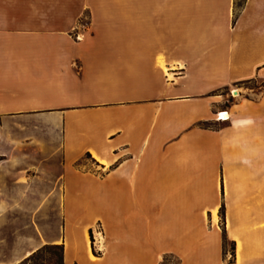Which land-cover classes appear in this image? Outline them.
<instances>
[{"label": "crops", "instance_id": "obj_1", "mask_svg": "<svg viewBox=\"0 0 264 264\" xmlns=\"http://www.w3.org/2000/svg\"><path fill=\"white\" fill-rule=\"evenodd\" d=\"M235 11L0 0V264H264V0Z\"/></svg>", "mask_w": 264, "mask_h": 264}, {"label": "rangeland", "instance_id": "obj_2", "mask_svg": "<svg viewBox=\"0 0 264 264\" xmlns=\"http://www.w3.org/2000/svg\"><path fill=\"white\" fill-rule=\"evenodd\" d=\"M235 2H236L235 17L237 18L238 12L241 11V7H240L241 0H236ZM87 22H88V18L85 17L83 19V24L82 25H86ZM1 48H3V42L0 40V49ZM48 65H49V60L45 59V58H41L40 60H37L36 62H34L33 65H29V66L30 67H34V66L41 67L43 69V68L47 67ZM250 86L255 87V84H252ZM87 162L91 163V160L87 159ZM62 195L63 194H58L59 201H60ZM58 205H60V203H58ZM60 212H62V208L61 207L58 208L59 217H60ZM222 213H223V215H222ZM26 214L29 216L31 214V212L27 211ZM224 217H225V208H223V210L221 211V214H220V218H221L220 219V221H221L220 228H221L223 233H226L225 224H224ZM59 221H60V219H59ZM60 226L61 225L59 224L58 225L59 233H61ZM47 231H50L49 226H47ZM89 234H90V240H91V243L93 245L95 255H97V256L102 255L104 253V250L97 247V243H98L97 238L103 234V228H102L101 224H97L95 226V228ZM91 235H92V237H91ZM47 246H50V245H47ZM224 251L227 253V256L229 258L230 263H232L235 260V243L232 242L227 237V234H226V236L224 238ZM49 258H50V256L47 255L45 257V259L43 261H41V263L48 264L47 260H49ZM162 264H177V261L174 258L167 257V258L164 259Z\"/></svg>", "mask_w": 264, "mask_h": 264}, {"label": "trees", "instance_id": "obj_3", "mask_svg": "<svg viewBox=\"0 0 264 264\" xmlns=\"http://www.w3.org/2000/svg\"><path fill=\"white\" fill-rule=\"evenodd\" d=\"M246 1L247 0H241V8ZM47 255L50 256L49 260H47L48 264H64V247L62 245L44 246L19 264H43L41 261H43Z\"/></svg>", "mask_w": 264, "mask_h": 264}, {"label": "built area", "instance_id": "obj_4", "mask_svg": "<svg viewBox=\"0 0 264 264\" xmlns=\"http://www.w3.org/2000/svg\"><path fill=\"white\" fill-rule=\"evenodd\" d=\"M75 37L76 39H80V35H76ZM227 119H229L227 116V112H221L217 114L218 121H226Z\"/></svg>", "mask_w": 264, "mask_h": 264}]
</instances>
